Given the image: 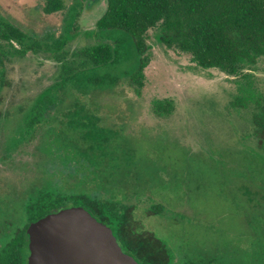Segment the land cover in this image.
<instances>
[{
  "label": "rangeland",
  "instance_id": "rangeland-1",
  "mask_svg": "<svg viewBox=\"0 0 264 264\" xmlns=\"http://www.w3.org/2000/svg\"><path fill=\"white\" fill-rule=\"evenodd\" d=\"M45 1L0 0V21L20 27L30 40L41 45L66 40L60 61L44 49L6 63L1 80L7 84L8 132L5 136L0 129V155L10 154L0 161V198L9 184L22 188L37 175H42L37 185L50 180L69 188L74 175H82L77 164L85 161L88 188L128 198L136 207L137 224L165 243L169 264H184V258L199 264H259L264 244V56L239 74L202 69L190 54L158 43L155 29H149L139 95L119 74L120 67L108 71L107 66L86 69L72 82L110 73L118 76L114 87L91 86L82 92L72 83V90L65 78L58 79L62 66L76 67L83 58L76 54L80 48L116 39L113 30H95L103 11L93 16L85 8L87 0H64V9L51 14L42 10ZM40 93H55L62 101L50 110L35 140L26 142L23 137L30 135L17 130L16 120L29 110L28 99L35 102ZM247 95L252 97L247 103L236 99ZM164 99L173 102L172 111L155 114L154 102ZM19 107L22 113H15ZM6 137L13 138L8 152ZM65 165L73 167L70 173L65 174ZM155 207L158 212H149Z\"/></svg>",
  "mask_w": 264,
  "mask_h": 264
},
{
  "label": "trees",
  "instance_id": "trees-1",
  "mask_svg": "<svg viewBox=\"0 0 264 264\" xmlns=\"http://www.w3.org/2000/svg\"><path fill=\"white\" fill-rule=\"evenodd\" d=\"M86 5L85 8L91 11L92 7L88 3ZM64 7V0H46L42 10L51 14ZM95 24V30H113L110 34L116 42H102L80 48L76 54L83 58L77 66H62L58 77L65 78L64 82L69 86L74 83L79 85L82 92L92 87L115 86L118 76L115 79L110 73L88 79L87 82L80 77L72 82L73 75L86 69L107 66L108 71L120 67L119 74L126 75L128 85L139 95L143 87L144 68L148 62L146 33L149 29H155L154 37L158 43L190 54L202 69H217L229 75L239 74L244 68L254 66L264 56V0H107L106 9ZM115 30L122 31L124 35L115 33ZM65 42L64 39L41 45L30 40L20 27L0 21V129L5 131V136L8 132V127L4 125L8 117L4 95L7 84L1 80V76L4 75L6 63L29 51L44 49L53 51L60 61L63 54L60 50ZM127 59L131 62L127 68H122V63ZM74 85L72 90L75 89ZM42 93L36 96L35 99H39L35 102L28 99V105L32 102L29 110L25 108L24 116L16 120L17 130L23 128L30 135L23 137L26 142L35 140L36 133L40 134L39 128H43V122L50 117V110L62 101L55 93ZM251 98L247 95L236 99L247 103ZM172 109L171 100L154 102L155 114L168 115ZM15 113H22L21 107ZM10 127L16 126L13 124ZM12 139H4L7 152L11 151ZM68 166L65 165V174L73 169ZM86 166L88 168L85 161L77 164L76 169L82 175L76 178L74 175L69 188H63L50 180L37 185L42 175L27 180L22 188L9 184V189L6 188L0 198V264H26L29 253L26 233L28 224L50 212L72 205L83 206L98 221L109 225L122 250L132 255L139 264H169L170 256L165 243L153 232L137 224L134 219L136 207L128 202V198L88 188L89 177L83 173ZM158 209L155 207L149 212H158ZM261 247L262 256L259 249L254 253L260 256L259 264H264V244Z\"/></svg>",
  "mask_w": 264,
  "mask_h": 264
},
{
  "label": "water",
  "instance_id": "water-1",
  "mask_svg": "<svg viewBox=\"0 0 264 264\" xmlns=\"http://www.w3.org/2000/svg\"><path fill=\"white\" fill-rule=\"evenodd\" d=\"M106 6L107 0H101V11ZM26 233V264H139L122 250L112 228L80 205L30 222Z\"/></svg>",
  "mask_w": 264,
  "mask_h": 264
},
{
  "label": "flooded vegetation",
  "instance_id": "flooded-vegetation-1",
  "mask_svg": "<svg viewBox=\"0 0 264 264\" xmlns=\"http://www.w3.org/2000/svg\"><path fill=\"white\" fill-rule=\"evenodd\" d=\"M87 3H88V5L89 6H91L92 7V11H94L93 13H94V15L93 16H97L100 12H101V0H87ZM1 147V146H0ZM2 156L3 155H0V161H2L3 159H5L6 158V156H5V154H4V157L2 158ZM187 259L188 258H184V264H199V261H197V262H194V263H188L187 262ZM216 260L215 259H211V263L212 262H215Z\"/></svg>",
  "mask_w": 264,
  "mask_h": 264
}]
</instances>
